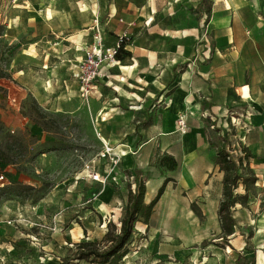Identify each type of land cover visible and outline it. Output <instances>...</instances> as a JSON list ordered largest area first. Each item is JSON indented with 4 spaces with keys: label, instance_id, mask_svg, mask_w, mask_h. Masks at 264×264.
Returning a JSON list of instances; mask_svg holds the SVG:
<instances>
[{
    "label": "crops",
    "instance_id": "0c3cea01",
    "mask_svg": "<svg viewBox=\"0 0 264 264\" xmlns=\"http://www.w3.org/2000/svg\"><path fill=\"white\" fill-rule=\"evenodd\" d=\"M163 6L174 8L167 1ZM179 8L187 12L183 3ZM124 10L129 13L122 19ZM155 10V5L135 9L124 0H0V22L12 47L9 72L37 101L46 103L57 94L65 105V97L76 99L81 92L78 75L96 22L108 46L132 32L126 48L132 56L108 66V76L92 92L102 140L121 156V177L148 172L165 156L179 164L176 171L146 181L147 205L167 178L173 180L167 187L179 178L184 187L203 183L206 190L217 179L221 197L214 213L221 232L224 174L215 177L220 168L210 146L216 133L212 124L238 129L239 141L252 155L249 161H258L264 150V0H212L207 12H198L196 26L186 22L184 30L164 40L153 36L160 25ZM180 116L186 118L185 133ZM250 162L256 172L258 166ZM177 171L178 178L172 175Z\"/></svg>",
    "mask_w": 264,
    "mask_h": 264
},
{
    "label": "rangeland",
    "instance_id": "374dc122",
    "mask_svg": "<svg viewBox=\"0 0 264 264\" xmlns=\"http://www.w3.org/2000/svg\"><path fill=\"white\" fill-rule=\"evenodd\" d=\"M124 1L135 9L155 5L158 9L155 20L160 25L153 36L162 40L184 30L186 22L190 27L196 26L198 12H207L212 3V0H201L200 9L199 0ZM166 1L173 5L172 10L164 9ZM180 3L187 7L185 14L179 8ZM127 13L128 10L123 11L122 19ZM34 83L35 80L31 84ZM24 88L21 79L0 81V124L14 139L21 140L26 167L18 172L17 168L0 164V177L6 186L21 182L34 189L26 194L25 200L13 197L0 203L3 222L0 264H89L73 260L76 246L87 241L104 248L109 246L107 235L119 233L129 190L124 178L128 175L121 177L120 165L105 164L100 158L104 143L98 137L103 125L94 109L97 96L78 94L76 99L67 96L66 104L62 105L61 95L53 94L48 102H39ZM51 89L52 85H45L48 93ZM38 109L47 117L41 118ZM41 123H46L50 131L43 130ZM212 126L213 131L220 129L213 135V141L228 138L231 157L235 161L244 158L238 129L234 126L224 129L218 123ZM7 141L12 140L1 133L0 145ZM215 151L213 161L217 163ZM257 160L249 162L258 166L255 174L260 185L257 183L251 189L246 204L236 207L239 229L229 242L231 247L221 239L222 231L220 228L218 232L214 213L221 197L218 196L221 190L216 191L218 180L213 179L207 190L203 183L187 188L181 185L177 171L172 175L178 180L166 188L161 210L155 207L148 226L142 220L136 223L128 245L129 254L121 264H251L254 258L253 264H264V150ZM149 168L148 172H136L140 180L146 182L159 173L168 174L158 159ZM94 172L102 174L101 183L92 182L90 177ZM218 172L215 171V177ZM130 181L135 190L134 180ZM237 194H247L242 184ZM172 205L174 212L170 210ZM206 236L209 238L204 240Z\"/></svg>",
    "mask_w": 264,
    "mask_h": 264
},
{
    "label": "trees",
    "instance_id": "16d2710c",
    "mask_svg": "<svg viewBox=\"0 0 264 264\" xmlns=\"http://www.w3.org/2000/svg\"><path fill=\"white\" fill-rule=\"evenodd\" d=\"M201 6V4H200ZM6 27L0 22V81L11 80L12 76L9 72L11 65L12 47L5 40ZM122 47L116 56V60L121 62L125 58L132 56L131 52ZM38 115L41 118H46L47 114L41 109H38ZM43 130L50 131V127L46 123H41ZM149 124V123H147ZM220 129H215V132ZM4 133L5 138L12 140L0 145V164L8 165L17 168V171H24L26 167L23 165L24 155L22 154V143L19 139H14L4 131L0 124V134ZM230 140L223 137L219 142L210 141V146L216 150L217 165L220 172L224 174L222 199L218 210V220L222 231L221 239L226 242L227 247H231L229 242L239 229L238 221L235 217V210L238 205L246 204L248 194L251 189L258 183L259 179L255 171L250 167L249 160L252 155L247 149L244 150V158L235 161L229 151L228 146ZM245 162V163H244ZM161 164L167 168L169 172H174L179 168V164L171 156H165ZM2 170L0 169V172ZM246 171V173H243ZM128 175V193L127 204L125 206V216L121 222V229L118 234H108L109 246L100 248L99 245L93 242H82L77 244L73 255V260L85 261L89 264H121L124 257L129 254L128 245L133 237L136 223L142 222L148 226L154 209L161 197L164 195L167 185L172 182V179L167 178L159 189L155 199L150 204H145L146 182L140 180L137 174L134 176L136 189H132L131 173ZM242 184L245 188L246 195L237 194L239 185ZM34 190L31 187L25 186L21 182H17L4 188H0V203L9 201L13 197L25 200L27 193ZM233 249V248H232ZM255 259V258H254ZM254 259L251 264L254 263Z\"/></svg>",
    "mask_w": 264,
    "mask_h": 264
},
{
    "label": "built area",
    "instance_id": "2783aa9c",
    "mask_svg": "<svg viewBox=\"0 0 264 264\" xmlns=\"http://www.w3.org/2000/svg\"><path fill=\"white\" fill-rule=\"evenodd\" d=\"M93 30L94 34L92 44L89 50L85 53V57L81 63L80 73L78 75L81 91L80 94L82 97H89L92 94L95 85L108 76V66H113L114 64L118 63L116 60L118 52L124 46L127 48L128 42L130 40L126 35L120 36L117 38L116 44L114 46H108L104 32L98 22H96ZM178 126L182 133H185L186 118L184 116L179 117ZM98 137L102 140L101 133H98ZM103 143L104 148L100 153L101 160H103L105 164L108 163L116 167L121 162V156L115 153L114 148L111 145L104 141ZM90 178L93 183L102 182V174L100 172H94ZM113 178L116 180L115 175ZM133 179L134 178L131 177L130 180ZM3 181L4 178L0 177V188H4L6 186ZM124 181L127 182L128 178L125 177ZM2 224L3 222L0 220V225ZM8 224H12L11 221H8Z\"/></svg>",
    "mask_w": 264,
    "mask_h": 264
},
{
    "label": "bare ground",
    "instance_id": "6f19581e",
    "mask_svg": "<svg viewBox=\"0 0 264 264\" xmlns=\"http://www.w3.org/2000/svg\"><path fill=\"white\" fill-rule=\"evenodd\" d=\"M48 85L51 87V83H49ZM259 185H260V183H258V186H259ZM218 196H219V197L221 196V192H220V191L218 192ZM174 209H175V207H173V205H172V207L170 208V210H172V211L174 212ZM170 214H171V213H170ZM170 214H169V216H168V215H167V216L170 217ZM172 215H174V214H172Z\"/></svg>",
    "mask_w": 264,
    "mask_h": 264
}]
</instances>
